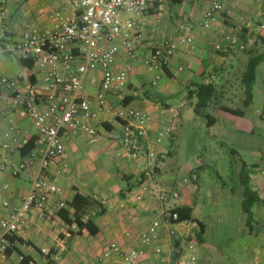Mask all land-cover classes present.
I'll return each mask as SVG.
<instances>
[{"label": "crops", "instance_id": "1", "mask_svg": "<svg viewBox=\"0 0 264 264\" xmlns=\"http://www.w3.org/2000/svg\"><path fill=\"white\" fill-rule=\"evenodd\" d=\"M5 1L0 2V75L17 80L19 88L27 93L30 88L39 86L41 77L34 67L21 64L24 58L17 50L18 43L28 28L51 30L58 22V13L70 15L74 9L68 0ZM212 1L158 0V7L154 5L135 19L145 39L144 43L137 44L138 58L130 60L122 50L117 59L121 68L130 70L128 95L121 98L111 94L108 99L114 108L126 106L143 111L153 119L146 136L133 138L137 147L134 150L136 156H130L127 151L123 142V125L117 121L97 123L99 137L95 143L84 134L71 137L66 141L70 171L57 176L56 167H52L48 173L60 190L51 196V214L44 220L35 213L30 215L26 225L17 233L18 241L12 246L13 250L0 253V264H21L23 256L29 257L34 264L97 262L113 243L125 249L136 247L138 236L155 221H160L166 210L186 205L193 208L194 216V207L202 196L211 205L220 201L236 202L243 226L235 235L242 240L226 239L224 244L235 242L234 247L230 251L213 247L206 260L200 259L198 250L197 264H254L256 260L264 263V204H258L253 209L256 223L250 234L244 225L245 216L241 208V165L232 166L230 160L223 161V154L218 148L209 147L205 161L200 160L202 154L199 150L191 156L195 160L191 159L193 163L184 169L190 183L187 181L188 187L184 180L186 183L180 193L183 202L168 208L170 200H161V196L170 195L168 191L174 187L170 175L163 173L164 160H160L170 151L162 144L163 136L174 142L175 130L178 126L185 127L187 139L193 145L192 140H200L205 134L214 138L222 134L252 135L256 133L253 125L264 129V104L254 111L251 110L253 102L248 107L244 106L245 109L238 107L244 105L242 76L249 58L264 53V0H237L235 3L223 0L224 10L217 22L211 29H205L202 23ZM188 38L192 42H186ZM167 39L177 44L174 56L164 71H150L143 63L151 50L149 46L158 47ZM257 73L255 87L264 84V62ZM159 79L162 82L157 83ZM199 84L213 85L216 95L210 106L197 115V99L190 92ZM97 88L87 81L88 94H96ZM10 95L9 89L0 84V145L11 138L31 140L37 136L32 121L21 117L11 105ZM176 98H181L180 105L174 102ZM261 98L264 100V92ZM222 107L241 110L243 114L234 115ZM186 110L188 116L183 117ZM207 115L215 119L210 128L207 127ZM195 123L197 127L193 126ZM246 124L252 126L247 127ZM205 126L207 131L201 128ZM199 127L203 130L201 133L196 132ZM157 139L161 141L158 143ZM250 150L261 158V163L249 165L246 162L253 168L251 186L264 199V151L258 146ZM150 151L157 155L152 165ZM10 159L19 164L26 162L27 156L15 152ZM210 166L217 170V175L211 174ZM31 178L32 168L17 177L12 176L10 170H0V222L8 214L4 203L20 205L31 189ZM229 180L233 181V186H229ZM143 184L148 186V192L139 202L136 197ZM77 192L98 202L91 212L92 216L104 210L94 220L99 228L96 236L87 230L79 233L76 225L68 226L53 210L61 201L71 202ZM198 220L206 226L203 219ZM178 229L181 234L183 227L178 226ZM178 243V239L169 236L168 228H164L155 244L164 249L163 257L155 255L151 247L144 264H152L161 258L168 264H182L183 259L176 251Z\"/></svg>", "mask_w": 264, "mask_h": 264}, {"label": "built area", "instance_id": "2", "mask_svg": "<svg viewBox=\"0 0 264 264\" xmlns=\"http://www.w3.org/2000/svg\"><path fill=\"white\" fill-rule=\"evenodd\" d=\"M68 1L74 9L72 14L58 13V22L51 30L28 28L18 43L21 56L33 62L41 77L39 86L25 93L17 80L0 75V84L10 91L11 105L21 117L30 119L37 131L35 147L26 162L15 164L10 156L21 152L29 140L11 138L0 145L1 171L10 170L12 176L17 177L32 168L31 189L22 203L18 206L4 203L8 214L0 222V253L15 245L16 241L11 242L10 238L17 237L30 215L35 213L44 220L51 214V196L60 190L48 173L52 167H56L57 176L70 171L66 141L84 134L95 143L99 137L97 123L117 121L123 125V142L127 151L135 157L137 147L133 138L146 136L148 126L153 122L152 117L143 111L126 106L112 107L108 96L114 94L123 98L128 95L130 70L119 66L118 55L123 50L130 60L138 58L137 44L144 43L145 39L135 19L147 13L158 0ZM222 1H212L202 23L205 29H211L217 22L224 10ZM186 42L190 43L192 39L188 38ZM149 48L144 65L150 71H164L177 50V44L167 39L160 46L150 45ZM88 80L98 87L96 94L86 92ZM156 141L159 143L161 139ZM156 157L154 151L149 152L151 165ZM147 192L148 186L143 184L136 200L141 202ZM169 196L177 199L180 193L164 194L161 200L168 202ZM65 207L66 203L61 201L53 210L58 214ZM172 209L164 211L160 221H155L138 236L136 247L125 249L113 243L99 261L90 264H144L151 247L155 255L163 257L164 249L155 244L164 228H168L170 237L179 240L176 251L183 259L182 264H197L196 233L199 226L190 221L179 223V216ZM176 226L183 227L181 234ZM152 264L168 263L161 258ZM254 264L264 263L256 260Z\"/></svg>", "mask_w": 264, "mask_h": 264}, {"label": "rangeland", "instance_id": "3", "mask_svg": "<svg viewBox=\"0 0 264 264\" xmlns=\"http://www.w3.org/2000/svg\"><path fill=\"white\" fill-rule=\"evenodd\" d=\"M9 1L6 0L5 3ZM9 12V11H8ZM164 77V75H163ZM166 79V76L165 78ZM163 79V80H164ZM162 82L161 79L157 81V83ZM264 92V84H258L255 87L254 92V101L251 107V110L254 111L255 109L263 107L264 100L261 98L262 93ZM174 102L177 105L181 104V98H176ZM239 108L245 109L244 105H238ZM188 116V111L186 110L184 112L183 117ZM188 126V123L186 124ZM193 126L197 127V124H193ZM233 126V125H232ZM235 127L237 125H234ZM245 126V125H244ZM247 127H250L252 125L246 124ZM256 127V133L250 135L246 133L242 134H222L218 137H213L211 134L207 135L205 134L204 137L200 140H192L194 143L191 145V141L187 139L186 136V129L185 127L178 126V129L175 130V136L176 139L174 142H171L168 136H163V145L167 146L170 151H173V155H165L164 159V165H163V173L169 174L170 179H172V186L173 188L169 189L170 195L174 193V191H179V193L183 190V185L188 181L189 177L188 174L184 172V169L186 170L188 164L193 163L191 159L195 157H191L195 154V150L201 151L196 156L200 158V160H207V149L209 147H216L219 150H221L223 154V161L232 162V166H238L239 161L238 159L231 153V149H236L244 158V160L250 165L255 163H261V158L258 155H254V153L250 150L254 146H258L262 151H264V129L262 127H259L258 125H253ZM264 126V125H263ZM204 128L203 130L207 131V127H201ZM199 129L196 131L197 133H201L203 131ZM222 143V144H220ZM197 144V148H196ZM192 146V148H191ZM169 151V152H170ZM264 154V153H263ZM264 162V161H263ZM264 165V164H263ZM209 171L211 174L217 175V170H215L212 166H210ZM181 170V171H180ZM201 171V170H200ZM221 173V172H220ZM169 179V178H168ZM186 180V182L184 181ZM187 182V186L189 187V184ZM190 183V182H189ZM199 184L201 185V180L199 181ZM233 181L229 180V186H233ZM255 184L253 185V187ZM264 195V193H263ZM170 202L167 204V207H173L174 204H179L183 202V199L179 198L174 199L172 196H169ZM243 199V197H242ZM207 199H205L202 196V199L198 202L197 206L194 207V216L198 219H203L206 222L207 230L205 235L203 236V240L198 243V250H199V257L200 259H207L209 252L211 251V248H218L221 250H228L230 251L234 247V243L232 244H224L226 239H237V242L241 241L242 238L240 236H236L235 234L237 231L242 228V214L239 216L237 213V204L235 201L228 203L220 201L215 204H209ZM242 213V212H241ZM245 225V224H244ZM178 229V226H176ZM179 230V229H178ZM227 245L226 247H224ZM210 248V249H209ZM198 257V258H199Z\"/></svg>", "mask_w": 264, "mask_h": 264}, {"label": "trees", "instance_id": "4", "mask_svg": "<svg viewBox=\"0 0 264 264\" xmlns=\"http://www.w3.org/2000/svg\"><path fill=\"white\" fill-rule=\"evenodd\" d=\"M155 6H159V2L155 3ZM30 61V60H29ZM27 59H22L20 62L22 65H26L29 68H33V62L30 63ZM264 62V53H260L254 57L249 58L246 70L242 76V85L244 87V106L248 107L252 104L254 100V88L258 77V68ZM191 96H195L197 99L195 105V112L197 115L201 114V112L207 109L210 104L213 102L216 89L211 84H199L190 92ZM223 110L234 114V115H242L241 110L232 109L229 107H222ZM207 127L210 128L213 126L215 119L211 116L207 115ZM36 138H32L29 140L28 144L21 150L23 156H28L29 153L35 147ZM222 144V143H220ZM231 153L238 159L240 162L241 168L239 172V184L243 189V199L241 202L242 212L245 216V226L251 234L255 227V214L253 209L258 204H264V199H261L256 191L253 190L251 186V176L253 174V168L250 167L240 153L236 149H231ZM173 151H170L168 155H173ZM98 202L94 200L90 196H85L77 192L73 198V200L69 203H66V207L61 209L58 212L60 218L68 225H76L79 229V233L83 230H87L91 235L96 236L99 233V228L96 226L94 220L96 216H100L103 214L104 210L101 209L99 213H96L92 216L91 212L94 211ZM172 212L177 213L179 216L178 222H195L198 224L199 228L197 230V238L198 241L201 242L203 240V236L205 235L206 226L204 223L199 221L193 216V208L183 205L176 206L172 209ZM11 242L18 241L17 237H11ZM13 250V247H9L6 252H10ZM21 264H34L29 257H24L21 260Z\"/></svg>", "mask_w": 264, "mask_h": 264}]
</instances>
